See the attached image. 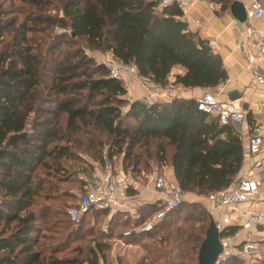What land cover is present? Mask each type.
<instances>
[{"label":"trees","instance_id":"obj_1","mask_svg":"<svg viewBox=\"0 0 264 264\" xmlns=\"http://www.w3.org/2000/svg\"><path fill=\"white\" fill-rule=\"evenodd\" d=\"M157 1L0 0V264H110L100 244L86 254L79 256L75 249V257H64L67 241L57 237L58 216L65 215V226L76 230L87 215L105 219L106 212L90 211L71 221L67 210L73 205L64 211L54 207L59 196L74 197L59 194L54 184L73 180L81 193L80 178H90L104 156L135 173L165 166L184 194L197 197L223 191L237 179L242 148L231 125L220 126L197 111L193 99L128 102L121 81L90 56L110 54L161 86L176 67L183 73L173 77V85L181 89L213 93L224 84L221 58L187 30L179 8L158 9ZM209 1L227 13L233 0ZM135 210L136 218L116 212L107 220L111 224L122 215L125 229L115 239L139 244L159 228L164 237L156 242L165 243L163 248L141 245L137 264H196L211 221L206 207L183 201L148 232L122 237L158 207ZM179 216L191 225L174 227L171 221ZM50 226L53 235L47 234ZM236 230L227 227L219 236ZM217 264L242 261L236 253Z\"/></svg>","mask_w":264,"mask_h":264},{"label":"built area","instance_id":"obj_2","mask_svg":"<svg viewBox=\"0 0 264 264\" xmlns=\"http://www.w3.org/2000/svg\"><path fill=\"white\" fill-rule=\"evenodd\" d=\"M199 0H158L157 8L164 9L170 6H176L180 10L190 6ZM209 10L218 9L219 5L213 1H206ZM246 21L260 20L264 16V10L261 0H247L244 6ZM248 41L254 43L252 48L261 58V64H254L250 50L246 51L247 61L250 63V75L252 84L256 86H264V23L258 28L248 26ZM207 47L214 50V43L209 41ZM108 76L112 79L123 80L131 78L140 83L147 90L146 104L153 102L165 101L168 98L177 97L173 83L169 82L161 86L152 83L148 79L139 76L132 64L117 63L112 59L103 63ZM223 85L218 86L217 92L223 90ZM124 99L131 102L130 97L126 94ZM195 100L196 110L212 117L220 126L233 125L239 127V132L244 130L242 126L246 124L247 112L236 102L218 101L216 95L209 91L203 92ZM260 128L253 126L247 131L245 144L242 146V163L240 169L241 175L227 189L216 193H211L205 197V207L210 216L211 221L218 234L220 235L227 227H235L251 232L263 241L264 252V200H262L261 188L264 182V176L257 174L253 176L251 173L256 172L260 167V161L255 159L261 148L264 147L263 137L259 134ZM105 151L103 152L104 155ZM246 168V172L244 169ZM83 182V190L77 196L75 204L67 210V215L71 221H76L80 216L90 211L106 212L109 219L116 212L127 211L130 217L136 218V210L129 212L127 204L131 201L141 202L143 205L157 206L158 210L153 213L145 222L136 229L126 230L122 233V237H129L133 232H148L158 221L163 219L169 212L173 211L183 202L184 193L174 181L168 180L164 173L156 168L150 169L148 172H133V168L129 167L123 170L120 161L116 158L108 159L105 156L90 178L81 177ZM141 201H138V200ZM259 202L260 208H252L250 204L246 208H242L244 203ZM237 234L232 236H219V243L222 252L218 256L217 262L224 260L232 253L234 239ZM120 247H131L122 240L117 241ZM261 255L255 249L243 247L237 252L242 264H252L256 260L257 255ZM262 256V255H261ZM262 259L264 256L261 257ZM264 260V259H263ZM89 264V263H84Z\"/></svg>","mask_w":264,"mask_h":264},{"label":"crops","instance_id":"obj_3","mask_svg":"<svg viewBox=\"0 0 264 264\" xmlns=\"http://www.w3.org/2000/svg\"><path fill=\"white\" fill-rule=\"evenodd\" d=\"M207 0H199L198 2L183 8L182 16L180 20L187 25V30L190 33H194L201 40L211 41L214 43V50H211L214 54H217L222 61V65L226 71L227 80L223 85V90L218 93V87H216L213 93L216 95L218 101H225L226 95L230 92H235L238 95L236 102L242 107L247 115H250V119L246 120V124L242 126L244 130L239 132V127H232L237 131L241 140L242 146L245 144L246 132L252 129L253 126L260 128L259 134L263 137L264 141V86H254L252 84L250 75V63L247 61L246 51L250 50V54L254 64H261V58L255 54L252 44L254 41H248V26L249 24L253 28H258L261 23H264V16L260 20H250L249 23L245 20L244 23L238 24L235 22L229 13H220L219 8L209 10L206 6ZM245 6L247 0H237ZM261 5L264 10V0H261ZM90 56L98 63H105V61L112 59L110 54H99L96 52L90 53ZM183 69L178 67L173 68L168 76L169 82L173 83V77L175 75H182ZM121 84L124 87L126 94L132 100H144L146 99L147 90L142 85L131 78H125L121 80ZM178 98L182 99H196L206 90L204 89H181L174 85ZM255 159L260 161V167L256 172L251 173L253 176L255 173L262 174L264 176V147L261 148ZM246 172V168L244 169ZM165 177L174 181L171 169L162 171ZM242 169L239 170L238 178L241 175ZM262 200H264V182L261 188ZM185 198V199H184ZM197 196L191 194H184V200H191ZM202 199V198H201ZM193 202V201H190ZM205 202V201H204ZM252 204V208L259 209L260 203H244L242 208L248 207ZM141 202L131 201L127 204V208L130 211H134L137 207L142 206ZM205 205V204H204ZM206 206V205H205ZM129 211V212H130ZM237 237L234 239L232 253L236 254L243 247H249L260 252V248H263V241L257 235L237 228ZM238 244H243L241 248H236ZM261 254V252H260ZM262 255V254H261ZM257 255V258L262 256Z\"/></svg>","mask_w":264,"mask_h":264},{"label":"rangeland","instance_id":"obj_4","mask_svg":"<svg viewBox=\"0 0 264 264\" xmlns=\"http://www.w3.org/2000/svg\"><path fill=\"white\" fill-rule=\"evenodd\" d=\"M55 6V4H52ZM15 7H21L20 3L15 1L14 2ZM48 15H53L52 13H48ZM236 22V21H235ZM238 23V22H237ZM240 25V23H238ZM52 32L55 34H61V30L59 28H53ZM67 33V32H66ZM106 62V61H105ZM100 164V163H99ZM99 164H96L95 167H98ZM154 166V164L152 165ZM93 167V168H95ZM160 168V171L166 170V168ZM75 181L69 180L68 183L64 184H54L56 185V188L58 189V193H66L70 194L73 197V199H70L65 196H59L58 200L55 201L56 205L54 207H57L59 211H64V206L70 207L75 204L77 196L80 194L79 191H77ZM202 198V199H201ZM185 199V198H184ZM185 203H198L201 206L205 207V202L203 200V197H198L196 200L195 198L189 200H184ZM138 201H141L140 199ZM193 201V202H190ZM43 203V202H40ZM127 211H124L126 213ZM123 213V212H122ZM131 213V211H130ZM121 216L118 215L113 218L109 224L107 220H109L106 216L105 219H102L99 215H87V217L84 218L83 222L79 224V228L75 230V227L73 226H65V224H69L67 221V218L65 215L58 216L59 221L61 222L58 224V239L63 242V240L67 241L68 245V252H64L63 256L65 257H75L77 254L75 252H72L73 250L77 249L76 251L79 253L78 255L86 254L89 250L96 249L95 245L100 244L103 247L102 254L106 261H109L110 264H137L139 262V259L143 255V252L141 250V245H147L152 248H163L165 243L158 245L156 240L161 239L164 237V231L160 230L159 228L154 229L153 232L155 234L153 235L152 239H143L139 244H132L131 247H120L117 243V240L115 239L116 235L123 231L125 229V224L121 222ZM169 221V220H168ZM171 223H174V227L176 226H182L187 227L190 226L191 223H185L180 216L178 218H174ZM109 226V231L107 227ZM194 227H197V224L194 225ZM49 231H47L48 235H53V231L51 230V226L48 227ZM51 230V231H50ZM105 231V232H104ZM107 231V232H106ZM111 235L110 238H106V235ZM65 237V239H64ZM243 244H238L236 248H241ZM72 250V251H71ZM260 252L262 256H264L263 248H260ZM62 256V255H61ZM264 259V258H263ZM100 264V263H99Z\"/></svg>","mask_w":264,"mask_h":264},{"label":"water","instance_id":"obj_5","mask_svg":"<svg viewBox=\"0 0 264 264\" xmlns=\"http://www.w3.org/2000/svg\"><path fill=\"white\" fill-rule=\"evenodd\" d=\"M228 13L234 21L240 24L244 23L246 20L244 6L237 0H233L229 5ZM238 98L239 97L235 92H230L226 95V99L229 102H234ZM221 252L222 249L219 243V234L216 231L213 222L210 221L197 251L196 264H217V259Z\"/></svg>","mask_w":264,"mask_h":264}]
</instances>
